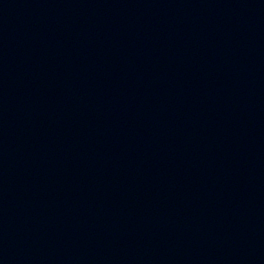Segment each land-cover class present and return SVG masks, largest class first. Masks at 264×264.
Listing matches in <instances>:
<instances>
[{"label": "water", "instance_id": "1", "mask_svg": "<svg viewBox=\"0 0 264 264\" xmlns=\"http://www.w3.org/2000/svg\"><path fill=\"white\" fill-rule=\"evenodd\" d=\"M0 264H264V0H0Z\"/></svg>", "mask_w": 264, "mask_h": 264}]
</instances>
